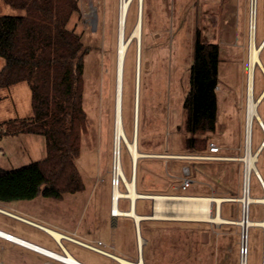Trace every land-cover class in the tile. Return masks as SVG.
Returning a JSON list of instances; mask_svg holds the SVG:
<instances>
[{
    "label": "rangeland",
    "instance_id": "rangeland-1",
    "mask_svg": "<svg viewBox=\"0 0 264 264\" xmlns=\"http://www.w3.org/2000/svg\"><path fill=\"white\" fill-rule=\"evenodd\" d=\"M139 1L132 0L130 5L126 23L128 37L140 13ZM79 4L81 10L72 16L69 26L81 34L87 49L84 56L83 102L88 123L87 130L81 136V149L76 158L85 188L79 192L65 193L62 198L38 195L33 199L14 200L11 202L16 208L8 209L86 242L97 243L101 240L105 249L128 258L135 255L134 251L137 253L135 231L120 229L121 224L119 230L110 218L105 226L101 223L100 227H97L99 223H96L98 218L107 217L112 210L120 0H79ZM4 9L0 0V22L6 11ZM234 10L239 12L234 14ZM248 16V0H143L141 40L131 39L124 62L122 97L124 129L129 140L135 138V108L139 92L138 147L140 145L141 150L184 153L173 155L188 157L160 158L156 161L157 165L153 166L147 164L152 159L141 158L139 162L137 160L135 178L139 192H149L144 194L150 195L170 194L169 192L196 193L212 197L241 195L243 166L240 161L205 160L194 156L207 154L210 141L221 147L222 155L236 157L243 154L246 68L244 44L248 34ZM227 20L234 28L233 33L226 38L224 30ZM198 29L205 41L215 39L219 41L217 43L220 44L218 84L220 87L217 90L216 129L201 135L207 138L203 147L190 150L185 142L188 131L184 102L190 88L194 42ZM257 37L259 41L264 37V0H258ZM43 52H48L46 46ZM262 57L264 62V52ZM3 64V58H0V68ZM263 87L264 79L261 73L257 72V94ZM260 112L264 118V103L260 107ZM32 115L31 89L27 82L0 88V129L2 123L8 119ZM261 139L262 133L256 126L254 148L259 145ZM120 147L124 173L131 179L132 157L124 141H121ZM143 153L145 154L143 156L166 157ZM46 156V139L43 135L31 133L1 135L0 130L1 167L11 170L42 160ZM258 168L264 175V154L260 157ZM187 174L194 179L190 187L173 190L172 186L180 187L182 178ZM122 187L125 192V183ZM251 195L263 196L255 175L251 178ZM128 201L129 198L121 200L120 208L128 209L129 203L131 205V201ZM152 205L153 200L141 198L137 202V211L149 216ZM220 209L223 217L236 222L214 223L158 218L144 220L143 234L139 228V236L143 239L142 242L145 241L142 244L144 263L239 264L242 226L237 222L242 218V205L239 202H225L221 204ZM262 216V205L253 203L251 219L261 220ZM0 229L63 253L61 247L45 230L1 211ZM121 230L127 236L123 252L110 246L112 242L117 247L124 244ZM263 233V228L257 225L249 229L248 264H262ZM63 243L80 261L91 264L114 261L74 241L64 239ZM0 263L66 264L42 255L36 257L33 252L5 243L1 239Z\"/></svg>",
    "mask_w": 264,
    "mask_h": 264
},
{
    "label": "trees",
    "instance_id": "trees-1",
    "mask_svg": "<svg viewBox=\"0 0 264 264\" xmlns=\"http://www.w3.org/2000/svg\"><path fill=\"white\" fill-rule=\"evenodd\" d=\"M1 1L18 12L4 13V23L0 24V57L6 60L0 69V88L27 82L34 110L31 117L2 123L1 135H43L47 156L11 170L0 166V201L27 200L38 195L62 198L65 193L82 191L85 183L76 158L88 123L83 102L87 49L81 34L69 26L72 16L81 10L79 0ZM125 36L128 38L126 28ZM42 41L48 44L47 53L37 50L20 56L12 54V48L24 47L16 52L27 53L36 46L31 44ZM39 46L45 48L43 43ZM219 64L220 44L204 42L198 29L190 88L184 102L188 131L185 142L190 150L203 147L207 138L201 135L216 129Z\"/></svg>",
    "mask_w": 264,
    "mask_h": 264
},
{
    "label": "bare ground",
    "instance_id": "bare-ground-1",
    "mask_svg": "<svg viewBox=\"0 0 264 264\" xmlns=\"http://www.w3.org/2000/svg\"><path fill=\"white\" fill-rule=\"evenodd\" d=\"M132 0H120L119 6V34H118V48H117V71H116V102H115V152H116V161H117V171L122 175L123 183H125L126 191L124 192L121 187H115L113 190L112 198V214H126L133 216V218L139 222V220L144 217L149 218H158V219H176V220H194V221H209L214 223H227V222H236L235 220L223 217L220 213V206L224 201L229 200V197L221 196H204V195H170V194H155L151 195L153 200L152 212L148 215L138 214L134 207L137 198L146 197L150 194H143L137 190L136 187V167L137 160L140 156L145 155L139 150L137 142V127H138V101H139V92L137 93V105L135 108V138L129 140L123 123V75H124V62L128 50L129 42L132 38L141 40L142 34V13L140 11L138 19L134 28L131 31V34L128 38L125 36L126 28V19L130 9V4ZM140 48L138 51V56L140 57ZM258 52H254L253 62L257 60ZM137 72L139 73V67L137 66ZM139 82V75L137 78ZM121 141H124L127 149L133 160V176L131 179H128L123 170L122 164V154H121ZM160 156H170L168 154H160ZM174 156V155H173ZM181 157V156H178ZM188 157V156H182ZM224 159H236V157H226ZM247 160L253 166V160L255 156L252 157L251 153H248ZM127 197L131 201V207L129 210L123 211L119 207V201L121 198ZM250 201H264V196L262 197H253L252 195L248 198ZM240 225H244V228L250 226H260L264 230V219L261 220H252L251 218H241L238 221ZM54 238L61 242L62 237H67L74 239L63 232H60L56 229L44 227ZM0 236H10L12 240L16 242H22L27 246L37 248L39 251L46 254L54 256V258L65 262L67 264H84L79 259L74 257L72 253L65 248L63 244L64 251L63 253H58L56 251L50 250L43 246H40L36 243L28 241L22 237L16 236L10 232H7L3 229H0ZM246 236V235H245ZM76 239V238H75ZM141 236H139V245L142 247ZM245 241V237H244ZM49 255V256H50ZM118 263L117 264H144L143 258L138 261L130 260L122 256L115 255ZM264 263V259H263Z\"/></svg>",
    "mask_w": 264,
    "mask_h": 264
},
{
    "label": "built area",
    "instance_id": "built-area-1",
    "mask_svg": "<svg viewBox=\"0 0 264 264\" xmlns=\"http://www.w3.org/2000/svg\"><path fill=\"white\" fill-rule=\"evenodd\" d=\"M234 14L238 13V10L233 11ZM248 34L247 40L244 44L246 48V68H245V103H244V111H245V119H244V150L243 154L236 156V159L242 163V193L240 196H228L229 200L225 202H239L242 205V219L251 218V205L253 203L261 204L263 208V216L264 219V201H250L248 198L251 195V178L253 175L257 178L260 183V186L263 191L264 196V175L260 172L258 168V163L260 161V157L264 154V118L260 112V107L264 103V87L257 94L256 92V78L257 72H260L264 79V62H263V52H264V37L259 41L257 37V29H258V0H248ZM234 23V19H233ZM230 27V29H229ZM233 26H230L229 20H227L225 32L226 38L229 34L233 33ZM238 30V29H237ZM219 42V41H218ZM215 43V42H214ZM258 52L257 60L253 62L254 52ZM219 86H217V90ZM257 126L259 131L262 133V139L259 145L254 148L253 139H254V129ZM220 146L214 142L210 141L209 143V152L203 155H193L195 158L205 159V160H228L224 159L228 156L220 154ZM248 153H251L252 157L255 156V160H253V166H251L250 162L247 160ZM117 161H116V152L114 149L113 153V166H112V198H113V190L115 187H122L123 178L122 175L117 171ZM192 180L185 178L183 180L182 188H187ZM122 199V198H121ZM242 242L240 248V263L239 264H248L249 257V229L244 228L242 224ZM264 231V230H263ZM246 235V236H245ZM7 240H12L10 236H3ZM245 237V241H244ZM16 242V241H15ZM20 245L31 248L37 252L39 251L37 248H33L31 246H27L22 242H17ZM103 245L102 241H98L97 244H89L88 246L98 252L107 253L101 246ZM65 252V251H64ZM44 253V252H41ZM46 254V253H45ZM48 255V254H46ZM49 256V255H48ZM264 259V233H263V256H262V264Z\"/></svg>",
    "mask_w": 264,
    "mask_h": 264
},
{
    "label": "crops",
    "instance_id": "crops-1",
    "mask_svg": "<svg viewBox=\"0 0 264 264\" xmlns=\"http://www.w3.org/2000/svg\"><path fill=\"white\" fill-rule=\"evenodd\" d=\"M226 2V1H225ZM4 10H6L5 11V13H17L18 12V10H15V9H13V8H11L10 6H4ZM227 9V8H226ZM4 14V13H3ZM3 22V19H2V21L0 22V24ZM3 27V26H2ZM1 29V28H0ZM2 29H4V28H2ZM204 42H207V43H217L218 41L215 39V40H210V41H205L204 39H202ZM43 43H44V45L46 46V48H48V44H47V42L46 41H42ZM42 42H39V43H42ZM39 43H37V44H31V45H36V46H34V48L30 51V52H27V53H17L16 51L18 50V49H21V48H24V47H20V48H12V54L13 55H16V56H20V55H25V54H29V53H34L35 51H37L38 49L41 51H44V49H41L40 48V44ZM39 44V45H38ZM218 44V43H217ZM31 45H28V46H31ZM28 46H25V47H28ZM44 46V47H45ZM0 58H3V61H4V64H5V58L4 57H0ZM4 64L2 65V67L4 66ZM1 67V68H2ZM0 68V69H1ZM219 86V85H218ZM220 87V86H219ZM218 92V91H217ZM31 102H32V92H31ZM32 108H33V106H32ZM33 113H34V110H33ZM138 144H139V139H138ZM139 149H140V145H139ZM141 150V149H140ZM141 151H143V152H145V153H149V154H171V155H173V154H184V153H176V152H165V151H153V150H148V149H144V150H141ZM159 155H155V156H143V157H140L139 159H138V162H139V160L141 159V158H144V159H148V160H150V159H152V161L151 162H149V163H147V164H150V166L152 165H157V162L156 161H158L160 158H168V159H184L182 156L183 155H174V156H166V157H158ZM178 156H181V157H178ZM138 162H137V167H138ZM188 173V172H187ZM185 178H188V179H190V180H192L191 181V183H193L194 182V179L189 175V174H187V175H185V177L184 178H182V180H181V185H180V187H177V186H172V189L173 190H179V189H181L182 188V183H183V180L185 179ZM136 181H137V178H136ZM190 183V184H191ZM138 187V186H137ZM188 187H190V185L188 186ZM187 187V188H188ZM187 188H185V189H187ZM182 189H184V188H182ZM143 192V191H142ZM144 193H149V192H144ZM143 193V194H144ZM170 193V195H201V194H196V193H176V192H169ZM162 194V193H161ZM141 198H144V197H140V198H138L137 200H136V202H135V207H134V209H135V211L138 213V211H137V202H138V200L139 199H141ZM126 200L127 198H122L121 200ZM144 199H149V198H144ZM121 200H120V202H119V206H120V203H121ZM152 200V199H151ZM130 201V200H129ZM128 201V202H129ZM0 203H1V205H0V211L1 212H3V213H5V214H7V215H9V216H11V217H14V218H17V219H20V220H23V221H26V222H28V223H30V224H33V225H36V226H38V227H40V228H42L43 230H45L48 234H50L44 227H48V226H46V225H43V224H41V223H39V222H36V221H33V220H31V219H29V218H26V217H24V216H21V215H19V214H17V213H14L12 210H10V209H8V208H16V205H14V204H12V202H1L0 201ZM153 206V205H152ZM130 207H131V205H130V203H129V208L128 209H121L120 207V209L121 210H123V211H126V210H129L130 209ZM152 212V211H151ZM138 214H141V215H143L144 216V214H142V213H138ZM111 219V221H112V223H113V225L114 226H116V228H118L119 229V224H121V228L120 229H122V228H127V229H131V230H134L135 231V237H136V239H135V241H136V246H137V253H135V251H134V254L135 255H133V256H130V257H128L127 259H130V260H134V261H138L140 258H141V256H142V258H143V263H144V245L142 246V247H140V245H139V228L141 229V234H143V229H142V223H143V221L144 220H146V219H151V218H145L144 219V217H142L140 220H139V222H137L134 218H133V216H130V215H126V214H112V212L110 213L109 212V214L107 215V217H105V218H98L97 219V221H96V223H99L98 224V226L97 227H100V224L101 223H104V226L106 225V224H108V219ZM121 219V222L119 223V220ZM140 226V227H139ZM49 228H51V227H49ZM119 229V230H120ZM6 231V230H5ZM59 231V230H58ZM7 232H9V231H7ZM61 232V231H60ZM11 233V232H10ZM64 233V232H63ZM122 235V240H123V242H124V244L123 245H121V247L119 246V247H117V245L116 244H114L113 242L112 243H110V246L112 247V248H114V249H116V250H119V251H121V252H123L124 250H125V247H126V242H127V236H126V233L125 232H123V230H121V232H120ZM14 234V233H13ZM65 234V233H64ZM67 234V233H66ZM51 235V234H50ZM67 235H69V234H67ZM16 236H18V235H16ZM52 236V235H51ZM70 237H72V238H74V239H70V238H67V237H62L61 238V242L59 241V240H57L56 238H54L53 236H52V238L54 239V241L61 247V249L63 250V252H64V248H63V240L64 239H67V240H70V241H74V242H76V243H78V244H81V245H83V246H86V247H88V248H90L88 245L89 244H97V243H89V242H86V241H84V240H81V239H79V238H76V237H74V236H72V235H69ZM20 237V236H19ZM76 238V239H75ZM0 239H1V241H4L5 243H11V244H13V245H16V246H18V247H21V248H24V249H26V250H28V251H31V252H33L35 255H36V257H39L40 255H42V256H46V257H48V258H51V259H54V260H58V259H56V258H53V257H50V256H48V255H46L45 253H41V252H37V251H35V250H33V249H31V248H28V247H26V246H23V245H20V244H18L17 242H15V241H10V240H7L6 238H4L3 236H0ZM98 241H101V240H98ZM97 241V242H98ZM63 243V244H62ZM64 246H65V244H64ZM104 250H106L107 251V253H102V252H99V253H101V254H104V255H106V256H108V257H110L112 260H114V261H112V262H107V263H102V264H117L118 263V260H117V258H116V256L115 255H118V256H122V254H119V253H117V252H114V251H110V250H107V249H105L104 248V243H103V245L101 246ZM65 248H67L66 246H65ZM141 248H142V250H141ZM91 249V248H90ZM93 250V249H92ZM95 251V250H94ZM96 252H98V251H96ZM123 257V256H122ZM60 261V260H59ZM81 262L82 263H84V264H91V263H88V262H85V261H82L81 260ZM116 262V263H115ZM65 263V262H64ZM67 264V263H66ZM145 264V263H144ZM147 264V263H146Z\"/></svg>",
    "mask_w": 264,
    "mask_h": 264
},
{
    "label": "water",
    "instance_id": "water-1",
    "mask_svg": "<svg viewBox=\"0 0 264 264\" xmlns=\"http://www.w3.org/2000/svg\"><path fill=\"white\" fill-rule=\"evenodd\" d=\"M139 7H140V11H141V13H143V0H140V1H139ZM139 48H140V45H139ZM144 198L153 199L151 195L146 196V197H144ZM151 219H154V218H151ZM48 255H50V254H48ZM50 257H53V258H54V256H52V255H50Z\"/></svg>",
    "mask_w": 264,
    "mask_h": 264
}]
</instances>
